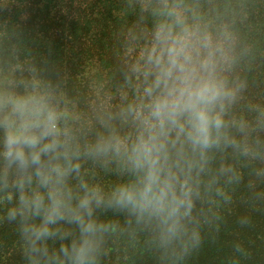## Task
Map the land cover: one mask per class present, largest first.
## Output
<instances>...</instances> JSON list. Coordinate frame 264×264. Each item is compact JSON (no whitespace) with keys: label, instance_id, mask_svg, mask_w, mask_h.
<instances>
[{"label":"clouds","instance_id":"clouds-1","mask_svg":"<svg viewBox=\"0 0 264 264\" xmlns=\"http://www.w3.org/2000/svg\"><path fill=\"white\" fill-rule=\"evenodd\" d=\"M120 4L112 78L86 90L0 38V222L24 264H186L242 186L264 202V0Z\"/></svg>","mask_w":264,"mask_h":264},{"label":"trees","instance_id":"trees-1","mask_svg":"<svg viewBox=\"0 0 264 264\" xmlns=\"http://www.w3.org/2000/svg\"><path fill=\"white\" fill-rule=\"evenodd\" d=\"M127 22L120 0H0V38L15 33L38 61L66 72L71 86L79 90L112 78L118 37ZM249 32L264 50V8ZM253 79V93L264 95V57L257 62ZM247 197L242 186L233 204L223 210L215 238L205 230L201 248L186 264H228L236 243L248 253L238 257L239 264H264V202L253 203ZM242 216L251 222L241 226ZM111 260L116 264L115 256ZM0 264H24L15 226L7 222H0ZM129 264L152 261L138 256Z\"/></svg>","mask_w":264,"mask_h":264}]
</instances>
